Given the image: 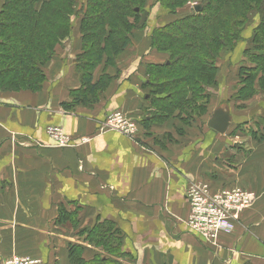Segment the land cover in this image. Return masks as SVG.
Segmentation results:
<instances>
[{
    "label": "crops",
    "instance_id": "crops-1",
    "mask_svg": "<svg viewBox=\"0 0 264 264\" xmlns=\"http://www.w3.org/2000/svg\"><path fill=\"white\" fill-rule=\"evenodd\" d=\"M153 2L113 65L104 59L93 70V83L102 75L109 80L94 95L81 81L76 30L44 64L39 90L0 89V264L11 255L72 264V242L118 264H264V128L246 133L234 128L236 123L247 127L253 116L264 117V95L257 111L242 113L226 78L236 77L237 63H247L243 51L251 45L256 17L244 43L218 60L232 71L219 70L210 91V116L225 108L231 117L228 130L218 133L206 125L210 116L193 122L152 115L146 66L164 58L150 48V33L172 18ZM77 91L87 98L75 101ZM116 109L138 122L134 138L99 132ZM50 125L61 127L74 146H54L46 133ZM83 137L88 140L80 142ZM195 181L208 182L212 189L240 186L253 194L233 230L220 233L216 244L185 224L186 189ZM58 218H72L79 229ZM107 221L120 236L114 254L89 238L94 225Z\"/></svg>",
    "mask_w": 264,
    "mask_h": 264
},
{
    "label": "trees",
    "instance_id": "trees-1",
    "mask_svg": "<svg viewBox=\"0 0 264 264\" xmlns=\"http://www.w3.org/2000/svg\"><path fill=\"white\" fill-rule=\"evenodd\" d=\"M186 1L153 2L172 16L150 34V48L164 52L162 61L146 66L144 83L150 89L147 95L153 117L189 120L203 116L210 91L217 85V62L243 39L251 25V10L256 21L251 45L243 51L247 63L236 73L242 87H234L231 97L246 99L244 93L250 95L254 89L264 95V0H196L194 4L201 5L199 11L195 12L192 4L182 12L179 7ZM148 5V0H1L0 89L39 90L45 80L44 64L76 30L81 38L77 57L81 81L84 90L94 95L109 80L102 75L93 83V70L104 59V64L113 65L130 43L133 30L141 27ZM81 93L74 92L75 101L87 98ZM111 226L108 221L98 223L89 234L108 254L117 251L120 239ZM68 248L72 264H118L101 254L86 259L79 244L71 243Z\"/></svg>",
    "mask_w": 264,
    "mask_h": 264
},
{
    "label": "built area",
    "instance_id": "built-area-1",
    "mask_svg": "<svg viewBox=\"0 0 264 264\" xmlns=\"http://www.w3.org/2000/svg\"><path fill=\"white\" fill-rule=\"evenodd\" d=\"M138 126V122L125 111L116 109L106 115L99 126V132L111 130L134 138ZM46 133L54 146H74L71 138L59 126H47ZM87 140L88 138L83 137L80 142ZM186 199L189 207L186 226L206 242L216 244L220 233L233 230L239 213L251 205L253 194L240 186L212 189L208 182L195 181L187 186ZM41 262L40 258L11 255L4 258L1 264H42Z\"/></svg>",
    "mask_w": 264,
    "mask_h": 264
},
{
    "label": "rangeland",
    "instance_id": "rangeland-1",
    "mask_svg": "<svg viewBox=\"0 0 264 264\" xmlns=\"http://www.w3.org/2000/svg\"><path fill=\"white\" fill-rule=\"evenodd\" d=\"M148 2H149V4H151L152 3V0H148ZM196 2V0H187L184 4H183V6H181V7H179L180 9H182L181 11L182 12H184L185 10H187V7L188 6H191L192 4H194ZM184 8H186V9H184ZM255 15V12H254V10H251L249 13H248V16H251V17H253ZM250 17V18H251ZM171 18V17H170ZM132 20V19H131ZM162 20V19H161ZM151 34V33H150ZM245 36H246V34H244V37H243V39L242 40H240L238 43L239 44H243L244 43V41H245ZM157 53H159V54H163L164 55V52H162V51H160V52H158L157 51ZM224 55V53H222V56ZM164 57H166V56H164ZM223 58V57H222ZM222 58H220V59H222ZM234 61H236L235 59H234ZM217 64H218V68H219V70H222L221 72H222V74H225V75H227V73L228 72H232V71H230L227 67L226 68H224V67H222L220 64H219V62H217ZM242 64H246V61H242V62H240L239 64L237 63V65L235 66V70H234V72L236 71L237 72V69H238V67L240 66V65H242ZM219 70H218V72H219ZM229 70V71H228ZM236 76V75H235ZM227 78V86L229 87V88H231V89H233V91H235V88L234 87H236V86H241V83L238 85V78H237V76L235 77V78H229V77H226ZM231 80H233V81H231ZM231 87H230V86ZM256 87H257V83L256 84H254ZM242 87V86H241ZM231 92H232V90H231ZM244 95L245 96H248L246 99H243V98H241V99H239V100H236L235 99V97L233 98H231V99H234V105H235V108L236 109H238L239 111H241L242 113L244 112V111H250L251 113L252 112H254L255 110L257 111V109H256V105H257V100L259 99V98H263V96H261L262 94H261V92L259 91V90H256V89H254V91H252L251 93H250V95H249V92H245L244 93ZM224 100V99H223ZM199 102H203V101H199ZM211 102V100H209V103H208V105H207V107H206V110H205V113L204 114H202L203 116H201V117H197V118H200V121L201 120H203V119H201V118H209V116H210V111L212 110V106H210V103ZM223 102H221V105L223 106H227L226 104H222ZM259 111H260V109H258ZM198 111H199V109H198ZM204 112V111H203ZM254 118H251L250 119V122L248 123L247 122V127H244V123H241V124H235L233 127L235 128V130H239L240 132H242V133H246V132H250V131H256L257 130V132H259L261 129H263L264 128V122H263V120H264V118H260V117H258V118H256V116H253ZM195 119L196 118H192V120H193V122H195ZM203 122V121H202ZM233 127H231V128H233ZM139 128H140V126H138V128H137V130L139 131ZM233 128V129H234ZM138 131L136 132V134H135V136L137 135V133H138ZM64 214H67V212H65ZM60 219V221L62 222V223H66L67 225H69V226H74L75 227V229H79V227H78V225L75 223V220H73L72 218H59ZM77 226V227H76ZM100 242H102V239L100 240V239H98ZM80 241H82V236H81V240ZM73 244H77L78 245V243H75V242H72ZM113 244H114V242H113ZM80 245V244H79ZM81 254H83L84 256H86V257H92L93 255H91V253L90 252H87V250H84L83 251V253L81 252ZM88 257V258H89Z\"/></svg>",
    "mask_w": 264,
    "mask_h": 264
},
{
    "label": "water",
    "instance_id": "water-1",
    "mask_svg": "<svg viewBox=\"0 0 264 264\" xmlns=\"http://www.w3.org/2000/svg\"><path fill=\"white\" fill-rule=\"evenodd\" d=\"M192 8L195 12L201 9V5L193 4ZM231 124V117L229 111L225 108L215 109L210 118L207 120L206 125L215 130L218 133H224L228 130L229 125Z\"/></svg>",
    "mask_w": 264,
    "mask_h": 264
},
{
    "label": "flooded vegetation",
    "instance_id": "flooded-vegetation-1",
    "mask_svg": "<svg viewBox=\"0 0 264 264\" xmlns=\"http://www.w3.org/2000/svg\"><path fill=\"white\" fill-rule=\"evenodd\" d=\"M191 6H192V5H191ZM224 56H225V55H224ZM224 56H222V57H224ZM222 57H221V58H222Z\"/></svg>",
    "mask_w": 264,
    "mask_h": 264
}]
</instances>
